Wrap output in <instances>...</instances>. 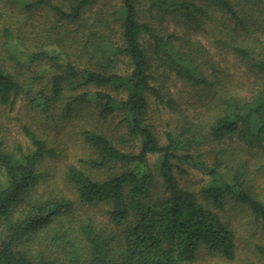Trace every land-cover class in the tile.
Masks as SVG:
<instances>
[{
  "label": "trees",
  "instance_id": "obj_1",
  "mask_svg": "<svg viewBox=\"0 0 264 264\" xmlns=\"http://www.w3.org/2000/svg\"><path fill=\"white\" fill-rule=\"evenodd\" d=\"M7 1L10 8L19 5L22 14L37 10L51 14L59 26L46 30L49 41L45 46L59 45L62 49L68 33L60 31V26L81 25L86 12L101 0ZM146 2L147 8L141 0L119 2V43L114 51L126 59L129 70L125 74L112 72L108 61L83 63L86 54L60 65L44 50L30 56L58 70L51 77L50 93L31 98L35 108L48 114L67 100L64 110L69 119L77 106H90L96 119L106 122L118 116L120 127L141 140L137 153H125L110 136L84 128L80 134L90 151L83 162L87 167L69 166L65 170L78 202L102 206L110 228L100 227L88 211L75 210L66 195L37 194L36 186L43 177L40 162L55 152L45 139L27 130L32 148L14 153L0 142V264H46L39 251L35 254L20 247L22 238L46 240L62 251L67 264H193L201 250L233 260V229L200 197H209L219 205L226 195L232 196L246 206L264 232V200L252 195L243 183L236 179L223 186L211 182L195 193L179 181L187 173L184 165L216 174L200 161L201 153H193L206 142L235 135L249 148H264V0ZM172 21L176 24L170 30ZM195 30H200L197 36L214 41V49L223 54L220 61H215L210 49L197 39ZM88 34V39L94 36ZM0 35L9 38L12 33L3 27ZM227 54L241 65L246 80L238 85L247 87V96L231 93V74L220 67ZM94 58L91 55L90 59ZM155 66L173 72L194 88H224L213 119L205 126L188 123L177 132H163L165 143H161L149 123L150 99L171 111L176 106L175 100L154 84ZM216 74H226L225 81ZM22 89L0 60V104H12ZM150 154L160 155L159 176L165 189L160 200L150 194L155 183L148 168ZM114 167L120 169L98 178L92 175ZM255 248L264 256V246L256 244Z\"/></svg>",
  "mask_w": 264,
  "mask_h": 264
},
{
  "label": "rangeland",
  "instance_id": "obj_2",
  "mask_svg": "<svg viewBox=\"0 0 264 264\" xmlns=\"http://www.w3.org/2000/svg\"><path fill=\"white\" fill-rule=\"evenodd\" d=\"M141 1L144 8H147L146 0ZM119 2L120 0H101L86 12L81 25L69 24L63 28L60 26V31L65 29L68 34L70 33L66 36V45L61 49L59 45L45 46L49 41L46 39L48 35L46 30L54 25L59 26L54 22L51 14H47L45 10L22 14L19 5L15 4L10 8L7 0H0V29L6 27L12 33L9 38L0 35V60L23 88L12 104H0V142L5 150L15 153L18 150L25 151L32 148L26 135L27 130L45 139L47 146L52 148L55 154L40 162L39 168L43 177L36 186L37 194L42 196L52 192L54 195L57 193L66 195L73 202L75 210L93 214L96 222H99L100 227L104 229L110 226L103 215L102 206L80 204L74 189L65 178V170L69 166L79 169L87 167L83 162L87 160L90 151L83 142L80 131L84 128L94 129L110 136L114 145L125 153H137L141 140L129 136L127 129L120 127L118 116L110 117L106 122L99 121L92 114L90 106H77L69 119L65 118L64 110L67 100L54 106L48 114L35 108L30 103L31 98L41 92L50 93L51 77L54 73H58V70L45 61L31 60L30 56L44 50L49 55L55 56L56 64L60 65L64 64L65 60L75 62L81 55L86 54L82 56L83 63L88 60L97 64L108 61L112 72L125 74L129 70L125 64L126 59L118 56L114 51V46L119 43ZM170 24L172 25L169 28L172 30L176 23L172 21ZM77 29L79 31H76ZM195 31L197 39H201L214 55V60L220 61L223 54L214 49V41L197 36L200 30ZM90 32L94 36L88 39L87 34ZM91 55L96 58L90 59ZM224 59L220 67L224 66L225 71L231 74L228 77L232 80L231 93L247 96V87L238 85L239 82L246 80L241 65L228 54ZM156 69L157 83L154 84L160 86L167 97L173 98L176 106V110L171 111L150 99L148 119L155 127L161 143H165L163 132L168 130L177 132L181 125L188 123L192 127L205 126L213 119L214 114L219 110L218 99L226 92L224 88L210 91L201 87L194 88L181 82L173 72H168L169 70L166 71L164 68ZM225 75L216 74L221 76L223 82ZM193 153L194 155L201 153L203 157L200 161H205L208 168L215 170L216 174L214 175L210 170L184 165L187 173L179 177L181 186L198 193L202 187L211 182L223 186L225 183H233L236 179L237 182L243 183L252 195L264 200V148H249L232 135L224 137L219 142H206ZM147 160L148 168L155 175V183L150 194L154 200H160L165 190L159 176L160 155L150 154ZM216 161L220 163L218 166ZM119 169L120 167H114L92 175L98 178ZM235 175L238 178H235ZM200 201L233 229L236 236V252L234 259L229 260L221 253L209 254L201 250L193 264H264V256L255 248L256 244L264 246V232L246 206L236 202L229 195H226L219 205H215L209 197H200ZM20 247L35 254L39 251L45 258L46 264H67L62 251L48 245L46 240L31 241L29 238H22Z\"/></svg>",
  "mask_w": 264,
  "mask_h": 264
}]
</instances>
